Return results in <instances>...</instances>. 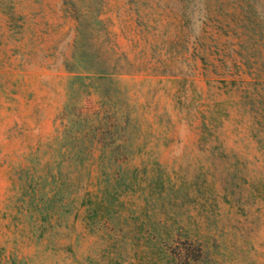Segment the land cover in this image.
Masks as SVG:
<instances>
[{"label":"rangeland","instance_id":"rangeland-1","mask_svg":"<svg viewBox=\"0 0 264 264\" xmlns=\"http://www.w3.org/2000/svg\"><path fill=\"white\" fill-rule=\"evenodd\" d=\"M100 73L106 107L135 120L132 147L145 140L119 236L79 200L42 222L23 189L37 146L58 149L69 124L70 79ZM97 175L89 160L63 193L94 192ZM161 222L211 264H264V0H0V264H161L147 236Z\"/></svg>","mask_w":264,"mask_h":264},{"label":"trees","instance_id":"trees-1","mask_svg":"<svg viewBox=\"0 0 264 264\" xmlns=\"http://www.w3.org/2000/svg\"><path fill=\"white\" fill-rule=\"evenodd\" d=\"M103 79L107 80L108 77L101 73L94 77L75 75L70 79L71 97L66 104V112H63L69 117V124L63 129L58 149L50 145L49 155H45L40 149L42 144L37 146L24 171L23 189L28 196L26 205L37 209L38 218L42 222L51 218L48 209L55 202L63 208L74 200H79V207H84V218H87L88 226L93 228L98 217L104 233L117 232L119 236L124 235L129 218L128 215L119 214L124 205L119 197L123 191L132 189L133 192L134 187L139 185L136 178L125 177L129 167L133 165V154H141L145 140L132 147L130 138L135 120L128 108L106 107L108 93L99 89L100 80ZM90 88L97 90L100 98L97 102L102 105L99 109L89 106L91 103L86 101L87 99L84 100L90 96ZM95 152L98 153L97 156L93 155ZM89 160L95 163L98 173L94 183L95 191H85L80 196L73 194L72 190L71 193L64 194V190L80 184L77 175ZM146 162L148 163V160L141 159L139 165L142 166ZM151 164L155 166L156 162L153 160ZM133 170L136 172L138 167L134 165ZM157 227H148L147 236H153L155 243L161 246V264H211L204 246L198 244L193 248L191 243L180 246L176 241L174 235H178L173 232H184L182 225L177 224L176 227L170 228L166 222H161ZM117 235L113 240L115 242L118 241ZM174 248L177 249L176 252L172 251ZM120 260L110 257L108 264H120ZM14 261L17 262L16 259ZM21 261L18 260V263Z\"/></svg>","mask_w":264,"mask_h":264}]
</instances>
